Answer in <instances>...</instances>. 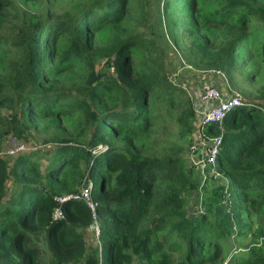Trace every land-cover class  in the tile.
<instances>
[{
  "label": "trees",
  "instance_id": "trees-1",
  "mask_svg": "<svg viewBox=\"0 0 264 264\" xmlns=\"http://www.w3.org/2000/svg\"><path fill=\"white\" fill-rule=\"evenodd\" d=\"M98 1L106 8L100 10L91 4L74 17L45 15L33 22L24 37H0V46L5 44L16 52L7 74L0 77V108L13 112L7 116L0 112V134L10 132L15 120H28L32 114L57 118L80 112L91 126V135H84L82 141L68 136L59 141L60 145L42 150L40 157L47 162L43 171L37 168L33 152L18 154L11 165L0 158V264H44L42 247L29 239L28 227L35 222L52 255L48 264L72 260L81 264H264V89L257 102L240 100L221 126L207 124L201 128L206 138L222 135L216 169L223 183L211 185L204 210L192 219L183 205L186 193L199 185L193 169H186L177 151L157 156L137 146L138 138L150 125L145 107L155 96L154 87L141 81L132 87L134 96L126 101L125 91L118 89L121 82L133 85L128 80L132 54L143 48L151 55L156 49L153 42L144 38L116 40L113 46L103 48L105 67L113 74L98 73L94 62L89 63L85 93L80 92V85L71 95L51 88L57 75L88 56L81 44L83 35L117 23L119 12L127 4V0ZM221 2L202 20L234 30L225 45L227 73L235 67L236 55L243 48L264 61V6L258 0ZM15 4L16 0H0V12L11 13ZM251 23L256 27L247 30ZM68 34L70 47L53 64L55 38ZM98 96L124 103L126 109L117 110V104L107 109ZM101 108L105 110L95 112ZM193 112L189 108L192 124L196 121ZM27 132L12 131L18 138ZM81 162H85V172ZM30 172L37 175L36 179ZM85 173L98 182L99 194L109 192L99 201L93 197L101 247L90 251H85L83 236L75 228L79 223H91L89 208L82 201H68L60 204L64 218L55 217L53 212L59 204L41 183L43 179L47 184L54 179L76 181ZM9 178L14 187L5 200ZM59 188L74 189L73 184ZM246 240V248L233 246ZM177 255L175 261L173 256Z\"/></svg>",
  "mask_w": 264,
  "mask_h": 264
},
{
  "label": "rangeland",
  "instance_id": "rangeland-1",
  "mask_svg": "<svg viewBox=\"0 0 264 264\" xmlns=\"http://www.w3.org/2000/svg\"><path fill=\"white\" fill-rule=\"evenodd\" d=\"M190 1L127 0V4L118 14L120 20L117 23L104 25L100 30L89 31V34L83 35L81 44L88 56L73 63V67L57 75L51 88L55 92L71 95L76 94L75 87L80 85V92L85 93L84 78L88 72L89 63L94 62L95 71L98 73H105L106 76L113 74V71L105 67L107 59L103 55V48L113 46L116 40L149 39L155 44L156 49L151 55L149 50L143 48H139V51L132 54L128 60L131 72L128 80L133 85L129 87L121 82L118 88L125 91L126 101L134 96L135 91L132 87L141 81L154 87L155 96L153 99H148L149 102L145 107L150 125L147 131L138 138L137 146L144 152L157 156L173 151L179 152L184 159L186 169H193L200 181L199 169L194 164L203 152L204 146L197 129L199 95L204 87L214 84L230 95H238L241 101L244 99L259 101L260 92L264 89V61L260 58H253L251 56L253 51L243 48L244 50L236 55L235 67L227 73L225 67L228 62H225L224 57L225 45L232 38L234 30L226 25L215 26L202 20V17L221 6V0H193L194 5H191ZM258 1L264 6V0ZM91 4L100 10L106 8V4L98 0H16L11 13L0 12V37L4 35L24 37L32 30L33 22L42 16L54 15L61 18L64 14H70L74 17L82 7H88ZM249 27L255 28L256 24L251 23L246 29L249 30ZM2 42H4L3 39ZM54 42L53 64L69 49L70 35H58ZM15 58V49L5 47V44L0 46V77L7 74L9 61ZM222 65L224 68L221 67ZM167 93H171V96ZM118 98L120 99L119 95ZM98 99L107 105V109L118 103L112 102L106 96H98ZM123 104H117L116 109L125 110L126 105ZM189 108L194 111L196 118L193 124ZM132 109L133 107L129 108L130 111ZM104 110L103 108L96 109L95 112L99 113ZM0 112L5 116L13 113L6 107L0 108ZM187 125H191V128L189 129ZM22 129L28 131L24 138L13 135V130ZM0 135H2L0 137V158L11 165L18 154L33 152V160L37 168L43 171L47 162L40 157L42 150L60 145L59 141L66 140L68 136L82 141L84 135L87 137L91 135V126H88L80 112L57 118H45L40 114H32L28 120L24 118L15 120L12 130ZM72 144L78 145L79 143L73 142ZM51 153L52 151L49 152ZM81 167L85 172V162H81ZM31 175L36 179L37 175L34 173ZM85 179L92 182L91 194L96 201L109 194L108 191L99 194L101 190L98 182L88 177L87 173L81 178L77 177L76 181L54 179L47 184V181L43 179L41 183L46 184L45 189L55 198L78 193ZM222 180L221 174L218 179L203 188L198 185L186 193L183 208L189 217L192 219L199 217L204 210L205 195L213 188L211 185L220 184ZM66 184H73L74 189L59 188ZM13 187L14 182L9 178L5 200L12 193ZM95 221L99 226L98 232L93 218L91 223H79L75 226L83 236L85 251L101 247L100 225L97 216ZM28 230L30 241L42 247L41 256L45 261L44 264H48L52 255L41 236V227L35 222L28 227ZM247 243L248 240L242 244H233V246L246 248ZM225 255L226 252L223 253V256ZM173 257L177 261L178 255ZM64 264H81V261L72 260ZM131 264H137V262L134 261Z\"/></svg>",
  "mask_w": 264,
  "mask_h": 264
},
{
  "label": "built area",
  "instance_id": "built-area-1",
  "mask_svg": "<svg viewBox=\"0 0 264 264\" xmlns=\"http://www.w3.org/2000/svg\"><path fill=\"white\" fill-rule=\"evenodd\" d=\"M240 104V98L235 94H228L227 91H222L214 84H209L204 87L202 93L198 97L197 105V129L201 134V140L204 143L203 152L195 161V165L200 172L199 186L203 188L221 176V173L216 169L217 157L222 149V135L205 137L201 133V128L207 124H217L221 126L222 120L225 115L235 106ZM92 182L89 179H85L83 185L79 189L78 193H71L59 197H55L54 200L59 204L54 209V216L57 218L64 217V210L60 204L68 201H82L89 208L92 218L94 219L95 228L99 226L96 224V208L97 202L93 199L91 194Z\"/></svg>",
  "mask_w": 264,
  "mask_h": 264
}]
</instances>
